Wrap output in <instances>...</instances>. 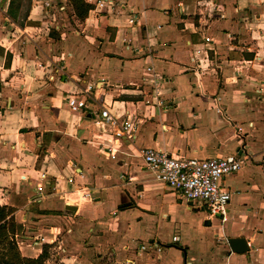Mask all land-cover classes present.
<instances>
[{"label": "crops", "instance_id": "obj_1", "mask_svg": "<svg viewBox=\"0 0 264 264\" xmlns=\"http://www.w3.org/2000/svg\"><path fill=\"white\" fill-rule=\"evenodd\" d=\"M31 2L18 24L0 0V206L14 209L22 254L54 244L52 264H264V0H110L63 21L51 10L69 0ZM88 84L94 101L73 112L69 95ZM102 105L142 120L117 159L100 150L113 139L94 122ZM242 143L224 223L140 155L219 157ZM233 237L249 250L234 252Z\"/></svg>", "mask_w": 264, "mask_h": 264}, {"label": "built area", "instance_id": "obj_2", "mask_svg": "<svg viewBox=\"0 0 264 264\" xmlns=\"http://www.w3.org/2000/svg\"><path fill=\"white\" fill-rule=\"evenodd\" d=\"M87 1L93 4L91 12L96 13H99L98 8H103L107 2L111 3L110 0ZM47 5L50 6L49 3ZM130 23H134V18H130ZM206 39L210 40V38ZM199 51H201L200 48L197 49V52ZM208 60L206 57V61ZM147 70L153 75L151 79L155 86L153 103L167 109L168 105L162 99L160 84L154 77V68L150 66ZM92 88L93 86L88 84L78 92H71L68 104L73 112L87 108L88 104L94 101L91 96ZM94 122L103 127V130L107 125L113 127V139L102 144L100 150L112 159H117L121 139L123 137L130 140L135 139L142 120L127 112L114 114L109 105H102L100 111L95 113ZM243 134V129L239 127L237 129L238 137L242 139ZM245 148V143H242L240 148L232 154L210 158H179L151 147L142 148L140 155L144 160L145 167L154 174L158 181L179 193L185 200L202 202L208 219L219 218L224 223L229 218L231 192L224 187L223 180L227 175L239 171L248 162ZM40 177L45 178L46 173H42ZM121 178L124 179L125 176L122 174ZM77 192L80 194L78 199H90L91 197V193L87 190L78 189ZM173 241H177L176 236L173 237Z\"/></svg>", "mask_w": 264, "mask_h": 264}, {"label": "trees", "instance_id": "obj_3", "mask_svg": "<svg viewBox=\"0 0 264 264\" xmlns=\"http://www.w3.org/2000/svg\"><path fill=\"white\" fill-rule=\"evenodd\" d=\"M13 1L15 0H12L10 4L8 14L14 22L19 24L20 5L13 7ZM69 2L74 13L80 19H85L93 7L87 0H69ZM26 13L24 17L27 15ZM13 213V208L0 206V264H45V262L53 261L54 244L44 245L43 252L37 258H30L22 254L17 239L18 226Z\"/></svg>", "mask_w": 264, "mask_h": 264}, {"label": "rangeland", "instance_id": "obj_4", "mask_svg": "<svg viewBox=\"0 0 264 264\" xmlns=\"http://www.w3.org/2000/svg\"><path fill=\"white\" fill-rule=\"evenodd\" d=\"M16 1H20V0H16ZM71 5V4H70ZM69 5V6H70ZM68 5L66 6V9L65 10H62V11H59L57 6L53 7L52 10H51V13L53 14H57L58 16H62L60 18H62L61 20L63 21L64 19H68V18H71V10H72V6L69 7ZM14 7V6H13ZM22 7V10H20L19 8V15H22L25 14L27 11V9H31L32 8V2L30 0H23V6ZM61 14V15H60ZM172 238V234L169 236V234L167 235V239H171ZM172 240V239H171ZM45 264H52L50 261L49 262H45Z\"/></svg>", "mask_w": 264, "mask_h": 264}, {"label": "water", "instance_id": "obj_5", "mask_svg": "<svg viewBox=\"0 0 264 264\" xmlns=\"http://www.w3.org/2000/svg\"><path fill=\"white\" fill-rule=\"evenodd\" d=\"M71 204V202H69ZM74 206H69L73 208ZM228 242L232 250L236 253H244L249 250L248 241L244 237H233L229 238Z\"/></svg>", "mask_w": 264, "mask_h": 264}]
</instances>
